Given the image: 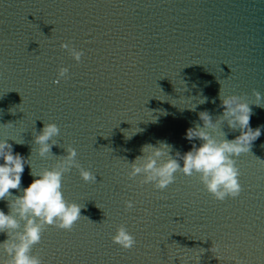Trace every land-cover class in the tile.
Returning <instances> with one entry per match:
<instances>
[{
  "label": "water",
  "instance_id": "95a60500",
  "mask_svg": "<svg viewBox=\"0 0 264 264\" xmlns=\"http://www.w3.org/2000/svg\"><path fill=\"white\" fill-rule=\"evenodd\" d=\"M63 43L83 50L80 61ZM62 66L69 72L57 82ZM220 90L252 103L250 124L261 126L250 152L235 158L237 197L215 199L197 173L178 171L162 190L128 176L145 143L187 151L185 132L203 124L199 112L213 121L222 114ZM256 91L264 97V0H0V139L30 162L21 188L31 168L55 167L68 146L97 177L85 181L76 167L63 174V195L82 216L70 230L47 225L33 254L43 264H264V107ZM45 122L60 134L42 157L35 135ZM221 129L228 139L239 135L226 121ZM120 224L136 239L130 249L112 240Z\"/></svg>",
  "mask_w": 264,
  "mask_h": 264
},
{
  "label": "clouds",
  "instance_id": "9594fccd",
  "mask_svg": "<svg viewBox=\"0 0 264 264\" xmlns=\"http://www.w3.org/2000/svg\"><path fill=\"white\" fill-rule=\"evenodd\" d=\"M61 46L68 49L76 61H80L82 49L70 47L68 43ZM68 72V67H60L57 82L61 77L66 79ZM219 97L222 114L215 121L208 110L200 111L199 118L203 124H195L186 129L185 138L191 143L187 151L181 153L177 150L173 155L174 146L166 140L158 141V146L145 143L141 147L142 154L129 163L131 170L128 176L134 178L141 175V183H151L154 188L162 190L175 181L178 171L188 176L197 173L200 182L215 199L237 197L242 191V185L239 182L240 172L235 158L241 153L250 152L252 143L261 135V126H251L252 103L242 96H225L220 90ZM206 101L207 97H203L199 102ZM254 103L264 107V97L260 91L255 92ZM187 107L195 110L196 105ZM225 121L229 129H238L239 135L228 139V134L221 129ZM138 131L142 130L128 131L126 137L130 139ZM59 134L60 128L56 123H44L43 128L35 135L40 156L52 153L53 145L57 144L53 137ZM197 139L200 140L199 144L196 143ZM76 156V148L68 146L66 155L62 156L55 167L46 168L39 173L31 168L30 175L33 179L21 188L25 165L30 162L21 153L13 150L8 139H0V200L11 197L7 199L8 211L0 208V233L6 232L8 236L0 241V264H43L40 256L33 254L32 248L41 241L45 227L55 225L70 230L80 219L82 206L66 200L63 195V174L76 167L85 181H96L97 177L90 169L80 165ZM11 189H18L21 194L12 193ZM125 205L131 209L134 201L126 200ZM112 240L125 249L136 244L134 235L125 224L117 226ZM5 253L8 258H4Z\"/></svg>",
  "mask_w": 264,
  "mask_h": 264
}]
</instances>
